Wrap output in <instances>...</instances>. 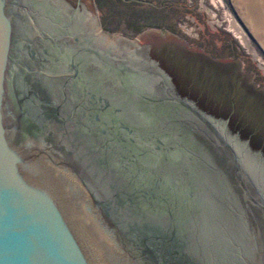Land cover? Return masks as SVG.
<instances>
[{
	"label": "water",
	"instance_id": "1",
	"mask_svg": "<svg viewBox=\"0 0 264 264\" xmlns=\"http://www.w3.org/2000/svg\"><path fill=\"white\" fill-rule=\"evenodd\" d=\"M61 4L0 0V264H264V82L178 39L94 37L126 60V157L48 114L23 65L22 16L52 33Z\"/></svg>",
	"mask_w": 264,
	"mask_h": 264
},
{
	"label": "flooded vegetation",
	"instance_id": "2",
	"mask_svg": "<svg viewBox=\"0 0 264 264\" xmlns=\"http://www.w3.org/2000/svg\"><path fill=\"white\" fill-rule=\"evenodd\" d=\"M67 2L72 8L68 7L70 11L66 12V5L61 4L60 12H57L64 16L63 22L56 24L55 32L52 33L42 30L37 22L32 20L33 17L30 18L29 5V13H25L21 19L23 65L30 68L36 79V86L43 87L45 84L49 93L53 95L46 108L48 114L55 117L56 114H60L58 108L63 107L77 127L85 135H89L93 142L101 141L98 143L113 148L118 144L113 133L126 134L130 123L127 120L139 118L137 117L139 111L129 105L131 97L128 89L120 81L129 74L122 66L126 60L121 57L122 53H116L115 49L96 41L100 35L89 29L84 21L85 16H80L82 14L80 12L86 7L80 0L76 6ZM70 13L82 23L77 24L74 29H69ZM142 49H146L145 46ZM150 50L148 47L145 62L152 59L160 66V63L151 56ZM115 63L118 70H114ZM172 83L175 91L179 93L173 81ZM103 135L106 137L103 138ZM124 139H127V142L118 144L120 145L118 147L123 150V155L128 157V153L134 148L128 138ZM252 146L264 154L261 147L253 144ZM159 163L164 165L165 162L161 159ZM164 189L159 194L164 193L167 196L168 192Z\"/></svg>",
	"mask_w": 264,
	"mask_h": 264
},
{
	"label": "rangeland",
	"instance_id": "3",
	"mask_svg": "<svg viewBox=\"0 0 264 264\" xmlns=\"http://www.w3.org/2000/svg\"><path fill=\"white\" fill-rule=\"evenodd\" d=\"M63 1L70 8L67 1L76 6L78 0ZM80 1L86 6L80 12L86 25L108 46L129 50L178 39L213 56L237 60L264 82V36L254 28L262 24L264 34V0Z\"/></svg>",
	"mask_w": 264,
	"mask_h": 264
},
{
	"label": "bare ground",
	"instance_id": "4",
	"mask_svg": "<svg viewBox=\"0 0 264 264\" xmlns=\"http://www.w3.org/2000/svg\"><path fill=\"white\" fill-rule=\"evenodd\" d=\"M251 1H253V0H251ZM256 1H258V0H256ZM255 5H256V3H255ZM255 5H253V6H255ZM250 6H251V5H250ZM257 6H258V5H257ZM257 6H255V7H257ZM251 8H252V7H251ZM253 9H254V8H253ZM248 12H249V11H248ZM251 12L254 13L252 10H251ZM255 12H256V10H255ZM254 14H255V13H254ZM256 14H258V13L256 12ZM78 15H79V14H78ZM249 15H250V14H249ZM80 16L83 17V14H81ZM251 16H252V15H251ZM256 18H257V17H256ZM256 18H255V19H256ZM253 19H254V17H253ZM77 20L79 21V19H77ZM79 22H80V21H79ZM80 23H81V22H80ZM252 23H255V22L253 21ZM81 24H82V23H81ZM261 25H262V24H261ZM261 25H260V23H255V25H254L255 27H254V28H255L256 32L258 33V35L262 37V36H264V34H263V30L261 29V27H262ZM233 26H234V28H235V30H236L235 32L240 33V32H239V29H238L239 27L237 26V24H236V23H233ZM139 47H140V46H139Z\"/></svg>",
	"mask_w": 264,
	"mask_h": 264
}]
</instances>
